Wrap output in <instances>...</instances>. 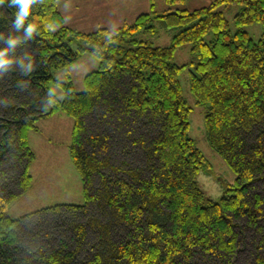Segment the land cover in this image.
<instances>
[{"label":"trees","instance_id":"trees-1","mask_svg":"<svg viewBox=\"0 0 264 264\" xmlns=\"http://www.w3.org/2000/svg\"><path fill=\"white\" fill-rule=\"evenodd\" d=\"M165 2L164 12L83 32L66 24L59 0H32L24 21L19 0H0V264H239L247 249L251 264H264V33L256 41L245 29L264 26V0L194 10L180 7L185 0ZM232 5L240 6L235 33L224 11ZM159 27L171 46L142 39ZM184 44L192 58L179 65ZM87 51L99 69L87 74L85 91L55 80L54 71ZM186 66L207 139L237 173L218 201L206 200L197 181L212 164L189 137ZM53 80L63 99L49 90ZM58 110L75 119L70 150L85 203L13 218L6 210L15 190L33 181L26 133ZM49 221L64 242L32 252L44 232L27 226Z\"/></svg>","mask_w":264,"mask_h":264},{"label":"rangeland","instance_id":"rangeland-1","mask_svg":"<svg viewBox=\"0 0 264 264\" xmlns=\"http://www.w3.org/2000/svg\"><path fill=\"white\" fill-rule=\"evenodd\" d=\"M214 1L185 0L180 7L194 10L208 6ZM154 4L155 6H152V0H107L104 3V14L102 15L99 8L96 11L91 8L94 4L90 2L85 8H83L84 5L82 4L80 10H77V7L73 9V5H70L69 19L66 21L68 24L70 21L73 27L77 26L76 29L83 32H93L100 28L116 29L126 23H133L136 20V15V18L132 15L135 10L133 7L135 6L144 13H151L152 11L164 12L163 10L169 7V4L165 0H155ZM239 7V5H232L224 9L233 33L237 31L234 17ZM92 12H98L96 20L103 18L100 24H96V21L92 17ZM124 20L128 21L124 23ZM245 29L256 41L263 37L264 26L261 22L245 26ZM213 36V32H209L206 40L210 41ZM142 39L147 40L153 46L167 47L173 43L172 36L161 27H159L157 34H143ZM74 46H77L76 42ZM191 58V45L184 44L176 52L175 63L184 65L189 63ZM189 68L190 66H186L185 71L180 76L184 97L192 109L190 113L189 137L194 139L197 147L212 164L210 168L205 167L199 171L197 181L204 191L206 200L218 201L225 194L228 187L236 183L237 173L221 154L210 145L207 139L205 108L197 104L195 97L191 93L188 81ZM98 69L99 59L87 51L81 53L77 60L67 68L54 71V77L55 80L64 81L65 83L72 81L75 90L83 92L86 90L85 78L87 74ZM55 80L49 83V90L60 99H63L65 89ZM74 126L75 119L65 112L58 110L48 117L37 120V128L33 127L27 131L26 135L29 146L35 155V159L29 168L33 181L32 185L25 192L20 193L21 190L19 188L15 190L19 194L8 204L6 213L9 216L19 218L57 204L83 205L85 203L84 180L73 162L70 150ZM43 223L32 225L35 228L27 226L25 230L30 232L31 235H34L33 229H36L38 232H44L40 238L37 236L38 240L30 244V250L34 253L40 247L38 245L46 247L51 242L54 245H58L65 240V237L60 236V230H50L54 228L53 222L49 221L46 225ZM29 227H32V229H28ZM45 233L48 234L46 235ZM55 234L59 235V240L50 239ZM45 236L48 238H45ZM27 237L30 236L27 235ZM251 255L252 251L247 249L241 254L238 261L239 264H251Z\"/></svg>","mask_w":264,"mask_h":264},{"label":"crops","instance_id":"crops-1","mask_svg":"<svg viewBox=\"0 0 264 264\" xmlns=\"http://www.w3.org/2000/svg\"><path fill=\"white\" fill-rule=\"evenodd\" d=\"M128 1V0H127ZM151 1V0H150ZM93 3V10L96 11L97 8L100 9V12H101V15L104 14V3L107 2V0H59V9L61 11V13L63 14V16L65 17V21L69 19V16H68V13H69V7L70 5H73V9L76 8L77 10L80 8H82V4L84 5L83 8H85L88 3ZM75 5V6H74ZM135 10L133 11L132 15L135 17H138L140 14H143L144 12L140 11L139 8H137V6L133 7ZM84 11V9H83ZM96 14H98V12H92V17L94 18V20L96 21V24H100V21L103 20V18L99 19V20H96ZM135 17V18H136ZM105 19V18H104ZM66 21V24L69 26H72L73 27V24L69 21V24L67 23ZM128 20H124V23H126ZM95 24V25H96ZM74 28H77V26H74Z\"/></svg>","mask_w":264,"mask_h":264},{"label":"clouds","instance_id":"clouds-1","mask_svg":"<svg viewBox=\"0 0 264 264\" xmlns=\"http://www.w3.org/2000/svg\"><path fill=\"white\" fill-rule=\"evenodd\" d=\"M19 3L22 5V11L20 14H18L19 19L24 21L31 11L32 0H19Z\"/></svg>","mask_w":264,"mask_h":264}]
</instances>
